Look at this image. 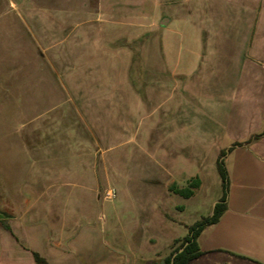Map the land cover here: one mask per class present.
Instances as JSON below:
<instances>
[{
    "label": "crops",
    "instance_id": "crops-1",
    "mask_svg": "<svg viewBox=\"0 0 264 264\" xmlns=\"http://www.w3.org/2000/svg\"><path fill=\"white\" fill-rule=\"evenodd\" d=\"M163 4L148 74L136 79L123 42L125 20L140 14H124L121 0H0L2 107L29 97L35 109L33 119L20 109V136L0 145L14 155L0 172V264H36L35 253L67 263L101 237L108 188L126 241L147 243L157 220L181 230L169 242L185 238L222 197L221 151L257 135L227 155V210L198 245L264 264V0ZM196 178L189 199L169 191Z\"/></svg>",
    "mask_w": 264,
    "mask_h": 264
},
{
    "label": "rangeland",
    "instance_id": "rangeland-1",
    "mask_svg": "<svg viewBox=\"0 0 264 264\" xmlns=\"http://www.w3.org/2000/svg\"><path fill=\"white\" fill-rule=\"evenodd\" d=\"M84 0H77V3H83ZM95 1V0H92ZM160 1L162 3H160ZM123 6L124 14L136 15L140 14L139 20H125V29H131L133 31L132 36L125 37L123 44L131 50L133 55V77L139 79V76L146 74L148 69L146 62L149 56L153 53H149V45L156 42L161 37L162 28L161 22L164 20L165 16L168 15L169 11L166 7L170 6L163 4V0H155L153 4L152 0H121ZM168 12V13H167ZM132 24L133 28H127V25ZM135 27L138 30L135 31ZM154 30V31H153ZM156 39V40H155ZM35 53H32L34 55ZM28 60L30 61L31 55H28ZM45 58L51 59V53L45 52ZM3 66H6V62H2ZM1 69V73H2ZM33 70V69H32ZM45 70H48L45 69ZM52 70V69H51ZM55 72L64 77L66 69L55 68ZM46 74V71H45ZM47 76L45 75V78ZM54 78V77H52ZM61 92H69L68 84L61 78ZM1 85V84H0ZM45 85V92L50 91ZM28 86L27 88H29ZM32 88V87H30ZM31 101L27 98H19L12 101L13 103L8 106H3L4 101L0 100V145L4 146V143L17 141V137L20 136V131L23 130L22 125L26 121L25 118L20 115V109L29 112L28 118L33 119L35 109H32ZM31 115V116H30ZM29 119V120H31ZM0 146V162L1 168L0 172H10V168L14 165L10 164V158L13 157L9 152L4 153L3 147ZM116 151H109L107 157L115 155ZM11 156V157H10ZM17 156V155H15ZM6 164V165H4ZM7 167V168H6ZM5 173V174H6ZM115 190L107 189L102 191L101 198L106 200L102 206L103 220L101 222V229L99 239L93 238L91 241H84L80 244V248L71 254L65 264H148L151 262H161L166 258L170 257L172 254L178 250L182 244L184 238H179L177 241L169 242L172 235H178L181 230L176 233L170 230V227L165 226L163 222L157 220L154 230L151 232V238H148L147 243L140 241V243L126 241V238L119 236L123 230V221L127 219V215L122 214L121 211L116 212L113 210L112 202L115 199ZM172 201L180 204L185 201L178 197L173 196ZM180 210V208H179ZM167 212L172 216L168 209ZM0 216L2 214L0 213ZM169 218V215H165ZM178 218V217H176ZM121 220H123L121 222ZM105 222V223H104ZM148 231V230H147ZM128 240V239H127ZM146 240V239H144Z\"/></svg>",
    "mask_w": 264,
    "mask_h": 264
},
{
    "label": "trees",
    "instance_id": "trees-1",
    "mask_svg": "<svg viewBox=\"0 0 264 264\" xmlns=\"http://www.w3.org/2000/svg\"><path fill=\"white\" fill-rule=\"evenodd\" d=\"M261 135L252 137L243 143H235L229 149L222 150L217 160L216 166L222 182V197L215 205L213 213L210 217L203 218L192 226L188 227V235L182 240V244L178 250L170 257L161 262H151L148 264H260L256 261L234 255L225 251L202 252L198 245V239L202 232L209 226L219 222L227 210V202L230 191V178L226 167L225 159L236 147H245L257 141ZM200 187L199 179H192L185 188H179L176 184L169 187V191L184 199L193 196L194 190ZM6 229H9L5 224ZM36 264H48L47 260L39 254H34Z\"/></svg>",
    "mask_w": 264,
    "mask_h": 264
}]
</instances>
